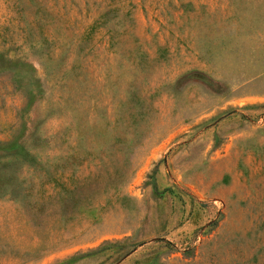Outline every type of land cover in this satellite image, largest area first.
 <instances>
[{
    "label": "rangeland",
    "instance_id": "1",
    "mask_svg": "<svg viewBox=\"0 0 264 264\" xmlns=\"http://www.w3.org/2000/svg\"><path fill=\"white\" fill-rule=\"evenodd\" d=\"M0 264H264V0H0Z\"/></svg>",
    "mask_w": 264,
    "mask_h": 264
},
{
    "label": "trees",
    "instance_id": "2",
    "mask_svg": "<svg viewBox=\"0 0 264 264\" xmlns=\"http://www.w3.org/2000/svg\"><path fill=\"white\" fill-rule=\"evenodd\" d=\"M19 65H23V63L22 62H17ZM15 65H17L16 63H15Z\"/></svg>",
    "mask_w": 264,
    "mask_h": 264
}]
</instances>
